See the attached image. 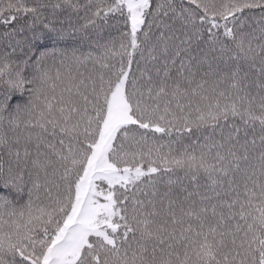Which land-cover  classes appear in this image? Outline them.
I'll list each match as a JSON object with an SVG mask.
<instances>
[{
  "label": "snow or ice",
  "instance_id": "6c2138e0",
  "mask_svg": "<svg viewBox=\"0 0 264 264\" xmlns=\"http://www.w3.org/2000/svg\"><path fill=\"white\" fill-rule=\"evenodd\" d=\"M0 264H264V0H0Z\"/></svg>",
  "mask_w": 264,
  "mask_h": 264
},
{
  "label": "trees",
  "instance_id": "16d2710c",
  "mask_svg": "<svg viewBox=\"0 0 264 264\" xmlns=\"http://www.w3.org/2000/svg\"><path fill=\"white\" fill-rule=\"evenodd\" d=\"M26 99H27L26 96H23V97H22L21 94L17 93V94L15 95V97H14V102H16V101L26 102ZM26 199H27L26 191L23 192V193H19V194H17V196H16V202H17L18 204H22V203L24 202V200H26Z\"/></svg>",
  "mask_w": 264,
  "mask_h": 264
}]
</instances>
